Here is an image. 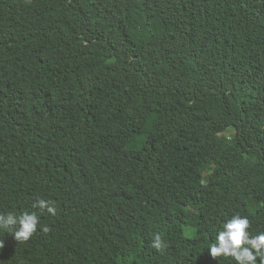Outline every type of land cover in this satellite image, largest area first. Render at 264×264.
I'll return each mask as SVG.
<instances>
[{"label":"trees","instance_id":"16d2710c","mask_svg":"<svg viewBox=\"0 0 264 264\" xmlns=\"http://www.w3.org/2000/svg\"><path fill=\"white\" fill-rule=\"evenodd\" d=\"M8 212L39 224L0 264H235L207 248L264 231V0H0Z\"/></svg>","mask_w":264,"mask_h":264},{"label":"clouds","instance_id":"9594fccd","mask_svg":"<svg viewBox=\"0 0 264 264\" xmlns=\"http://www.w3.org/2000/svg\"><path fill=\"white\" fill-rule=\"evenodd\" d=\"M33 207L51 215L56 213L55 206L43 199H38ZM250 223L246 215L239 213L225 220L207 248L210 257H230L235 264H264V231L251 233ZM38 224L39 217L35 212H23L19 216L12 212L0 213V229L13 228L12 237L16 241H27L36 232ZM41 231L47 233L50 229L42 226ZM152 246L157 250L164 246L159 234L155 235ZM0 248H3V241H0Z\"/></svg>","mask_w":264,"mask_h":264},{"label":"rangeland","instance_id":"374dc122","mask_svg":"<svg viewBox=\"0 0 264 264\" xmlns=\"http://www.w3.org/2000/svg\"><path fill=\"white\" fill-rule=\"evenodd\" d=\"M68 24L71 25V26H76L78 24V21L76 18H71L69 21H68Z\"/></svg>","mask_w":264,"mask_h":264},{"label":"bare ground","instance_id":"6f19581e","mask_svg":"<svg viewBox=\"0 0 264 264\" xmlns=\"http://www.w3.org/2000/svg\"><path fill=\"white\" fill-rule=\"evenodd\" d=\"M176 18V17H175ZM179 18V17H178Z\"/></svg>","mask_w":264,"mask_h":264}]
</instances>
